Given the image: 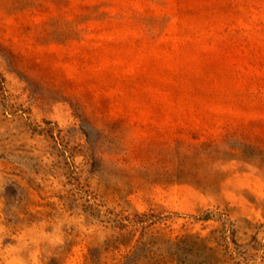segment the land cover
Segmentation results:
<instances>
[{"label":"rangeland","instance_id":"rangeland-1","mask_svg":"<svg viewBox=\"0 0 264 264\" xmlns=\"http://www.w3.org/2000/svg\"><path fill=\"white\" fill-rule=\"evenodd\" d=\"M0 264H264V0H0Z\"/></svg>","mask_w":264,"mask_h":264}]
</instances>
